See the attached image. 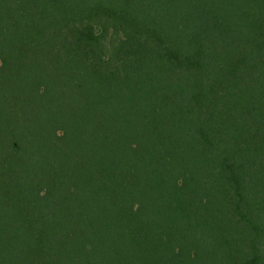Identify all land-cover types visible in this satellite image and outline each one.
I'll list each match as a JSON object with an SVG mask.
<instances>
[{
  "label": "trees",
  "instance_id": "1",
  "mask_svg": "<svg viewBox=\"0 0 264 264\" xmlns=\"http://www.w3.org/2000/svg\"><path fill=\"white\" fill-rule=\"evenodd\" d=\"M0 264H264V0H0Z\"/></svg>",
  "mask_w": 264,
  "mask_h": 264
}]
</instances>
